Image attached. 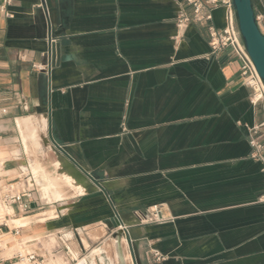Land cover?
<instances>
[{"label":"crops","instance_id":"1","mask_svg":"<svg viewBox=\"0 0 264 264\" xmlns=\"http://www.w3.org/2000/svg\"><path fill=\"white\" fill-rule=\"evenodd\" d=\"M252 4L264 34V0ZM190 13L185 0H0V171L15 187L31 177L34 199L0 218L39 264H132L128 241L138 264H264L249 145L264 116L240 61L210 54L206 24L176 29ZM211 17L223 25L222 9ZM49 126L104 192L69 174Z\"/></svg>","mask_w":264,"mask_h":264},{"label":"built area","instance_id":"2","mask_svg":"<svg viewBox=\"0 0 264 264\" xmlns=\"http://www.w3.org/2000/svg\"><path fill=\"white\" fill-rule=\"evenodd\" d=\"M252 2L254 0H251ZM185 4L191 8L189 15H180L175 26L178 31H183L191 23L206 24L208 34V46L210 54L216 55L221 51H229L230 56H235L241 63L239 77L249 90V104L253 108L261 110L264 116V82L259 77L256 69L247 55L243 46L232 0H185ZM217 9L223 10V25L216 27L210 23L211 14ZM257 24L262 20V17H255ZM51 43V39L49 40ZM264 129V121L256 127L249 129V145L251 148V158L262 164V173L264 174V147L255 137L260 130ZM31 177L24 178L21 186L15 187L8 182H0V202L4 206L11 207L17 205L21 211L25 212L30 209L29 204L34 202L32 197L33 189L28 184ZM29 182V183H28ZM259 202L264 204V193L260 196ZM158 222V219H156ZM122 231H127L122 226L118 227ZM14 236L19 235V228H12ZM155 260H162L157 255H154ZM15 259L20 264H39L43 262V257L34 252L26 254H17ZM9 261L8 259L0 258V264ZM77 264H87L85 261H79Z\"/></svg>","mask_w":264,"mask_h":264},{"label":"water","instance_id":"3","mask_svg":"<svg viewBox=\"0 0 264 264\" xmlns=\"http://www.w3.org/2000/svg\"><path fill=\"white\" fill-rule=\"evenodd\" d=\"M237 26L241 36V40L247 55L252 61L256 72L264 82V34L261 32L254 14L253 4L251 0H232ZM57 48V47H56ZM48 135L56 150L69 162V174L77 180H84L94 185L97 189L104 192L97 180L82 170L54 141L50 126L48 127ZM110 228L119 227L121 223L118 219H114L109 224ZM127 233V231H124ZM128 248L132 264L137 263V257L134 251L133 244L128 241Z\"/></svg>","mask_w":264,"mask_h":264},{"label":"rangeland","instance_id":"4","mask_svg":"<svg viewBox=\"0 0 264 264\" xmlns=\"http://www.w3.org/2000/svg\"><path fill=\"white\" fill-rule=\"evenodd\" d=\"M22 168H24L23 166H21ZM3 172L0 171V182L1 183H4L5 181H2L3 179ZM0 207L6 209V207L1 204L0 202ZM3 224H6L7 226L11 227L6 221H4L2 218H0V258L2 259H8L9 261L5 262L4 264H17L19 262H17V260L14 258L18 253L16 252H11L10 248H7L5 245H4V241L6 239H9V238H14L17 242H16V246L14 247V250H21V254H26L28 252V248H22V246H20L19 248V243H21V241L19 240V238H15L13 237V235L11 234H8V230L6 227H4ZM12 228V227H11ZM5 250H8V253L5 252ZM26 250V251H25ZM10 254V255H8ZM43 263V262H42ZM20 264V263H19ZM63 264V263H62Z\"/></svg>","mask_w":264,"mask_h":264},{"label":"bare ground","instance_id":"5","mask_svg":"<svg viewBox=\"0 0 264 264\" xmlns=\"http://www.w3.org/2000/svg\"><path fill=\"white\" fill-rule=\"evenodd\" d=\"M29 183V182H28ZM31 183V182H30ZM9 210V209H8ZM7 209H2V214L4 215V213H9ZM17 222H15L14 224L16 225ZM18 224V223H17ZM4 245L7 247V248H10V250H13L14 247L16 246V241L14 239H6L4 241ZM18 245V244H17Z\"/></svg>","mask_w":264,"mask_h":264}]
</instances>
